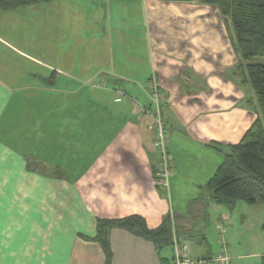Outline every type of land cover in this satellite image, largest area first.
Here are the masks:
<instances>
[{
	"label": "crops",
	"instance_id": "obj_1",
	"mask_svg": "<svg viewBox=\"0 0 264 264\" xmlns=\"http://www.w3.org/2000/svg\"><path fill=\"white\" fill-rule=\"evenodd\" d=\"M100 3L109 8L108 17L100 20H109L110 32L97 28L96 15L77 27V31L84 29L83 39L93 47L80 40L79 46L88 54L83 63L74 65L78 75L58 68L62 87L70 94L56 99L55 117L49 112L41 116L42 124L55 119L51 125L57 129H42L36 144H31V131L23 134L24 143L16 138L8 145L0 143V264H105L103 249L95 240L98 220L132 215L142 216L150 229H158L169 218L172 244L158 248L114 227L109 231L110 264H174L175 237L191 241L196 258L225 252L231 264H264V201H239L229 209L212 200L207 189L224 151L239 143L261 115L253 104L255 91L252 88V102L235 77V67L230 61L220 62L221 53L228 55L230 46L223 36L216 34L220 48L211 54L220 55L214 60L202 42L188 41L180 48L169 34L174 20L198 23L212 14L226 24L221 11L204 0ZM138 4L140 14L149 25L152 17L153 24L145 70L140 58L130 59L128 51L115 64L109 49L114 39L111 29L130 25L123 22L126 8ZM72 19L57 16L50 23H60L61 30ZM153 80L165 93L161 110L174 166L167 195L155 183L160 161L153 143V120L139 114L135 103L151 101ZM88 82L96 87L92 94H75V86ZM14 85L25 88L32 83ZM2 134L6 129H0ZM50 134L52 142L45 139ZM47 144L51 146L42 150ZM47 151L55 153L53 159ZM218 223L227 231L225 246Z\"/></svg>",
	"mask_w": 264,
	"mask_h": 264
},
{
	"label": "rangeland",
	"instance_id": "obj_2",
	"mask_svg": "<svg viewBox=\"0 0 264 264\" xmlns=\"http://www.w3.org/2000/svg\"><path fill=\"white\" fill-rule=\"evenodd\" d=\"M53 1L51 3L42 2L18 7L12 10L0 8V129L3 131L6 129V134L0 136L1 144L6 145L14 138L24 143L26 138L23 134L29 131L32 132L33 140L31 144H36V142L41 141L42 129L44 131L49 129L52 132L57 129L56 126L51 125V122H55V119L48 120V125L46 121L42 124L44 119L41 116L43 112H49L55 117L54 114L58 112L56 99L61 95L68 96L70 94L62 87L58 68L67 69L68 72L78 75L79 73L76 72L74 65L78 66V63H83L88 54L84 53L85 48L79 46L80 40L85 42L84 46H87V48L93 47L90 40L83 39L84 29L81 28V31H77V27L82 26V21L86 17L96 15L98 16L97 28H106L107 32H110L108 31L109 20L107 18L102 22L100 20L101 16L108 17L109 14V8L105 9V5L102 8L101 0ZM139 5L126 8L125 18L127 21L123 20V22L130 25L127 27L122 26L123 30L120 29L119 31L115 28L111 29L114 39L109 49L113 51L115 64L120 62L119 59L123 52L128 51L132 55L130 59L133 57L140 58L141 68L143 67L142 69L145 70L146 65L148 66L146 53L148 51L150 53V49H152L151 38L153 39V37L150 35V29L152 31L153 24H151L152 17L149 25L146 20L148 18L146 16L144 18L143 14H140ZM112 15L113 17L117 15L113 9ZM211 15L209 20H202L198 23H188L181 19L174 20L169 29V34L175 40L176 45L180 44V48L187 46L188 41L199 42V45L202 42L203 47L206 46L208 50L211 49L208 51V55L210 59L214 60L220 55L217 52L211 54L212 49L217 50L220 48L218 47L219 38L216 37V34L220 37L223 36L230 46H228V55L224 56V53H221L220 62L221 60L225 63L231 62L235 67V77L238 82H241V89L248 96H251L250 101L253 102L252 87L245 82L246 67L248 63L264 64V57H256L249 62L243 60L237 49L232 29L228 28L227 24L223 23L219 17H212ZM57 16H70L73 19L65 23L67 28L59 30L60 23H56V25L50 23V18ZM94 23L93 21L91 25H94ZM119 32L121 33L120 36L118 35ZM205 33L209 39L205 38ZM89 35L87 32L88 37ZM153 44L156 47L155 43ZM136 50L138 55H135ZM42 64L49 65L52 70H47ZM36 81L38 84L34 83ZM24 82H27V85L32 83V86L25 88L24 86H11V83L23 84ZM94 88L96 87L91 82L86 85L75 86V94H92ZM149 90L151 92L150 87ZM254 103L257 106L256 101ZM12 129L15 131L13 135ZM51 137L50 134L45 139H50L49 142H52ZM27 141L29 143V140ZM49 146L51 144L43 145L42 150L48 149ZM155 150L157 151V149ZM44 153H47L46 155L50 159H53L52 155H55L50 151ZM172 165L173 162L170 161V168L174 172V166ZM161 191L162 194L167 195L168 191L162 189Z\"/></svg>",
	"mask_w": 264,
	"mask_h": 264
},
{
	"label": "trees",
	"instance_id": "obj_3",
	"mask_svg": "<svg viewBox=\"0 0 264 264\" xmlns=\"http://www.w3.org/2000/svg\"><path fill=\"white\" fill-rule=\"evenodd\" d=\"M53 0H0V8L48 3ZM187 1L195 0H164ZM217 7L232 29L237 49L245 61L264 57V0H204ZM255 91L260 117L247 130L243 139L224 151V159L207 184L212 200L233 209L237 202L254 204L264 201V64L248 63L246 80ZM152 100V99H151ZM114 227L128 230L158 248L172 244V221L166 219L158 229H150L140 215L121 219H99L95 240L101 245L106 263L112 260L109 231Z\"/></svg>",
	"mask_w": 264,
	"mask_h": 264
},
{
	"label": "built area",
	"instance_id": "obj_4",
	"mask_svg": "<svg viewBox=\"0 0 264 264\" xmlns=\"http://www.w3.org/2000/svg\"><path fill=\"white\" fill-rule=\"evenodd\" d=\"M152 100L147 103H140L135 101L139 114H148L153 120L154 129V147L159 153V172L157 173L156 185L162 189L167 190L170 187V180L173 172L170 168V154L168 149V139L166 136V127L162 116L161 105L165 100V93L162 91L158 83L153 80L150 84ZM218 231L221 233L220 241L223 246L226 245L227 231L223 223L217 224ZM174 264H231V257L227 253H217L210 258H196L193 255V245L191 241L174 238Z\"/></svg>",
	"mask_w": 264,
	"mask_h": 264
}]
</instances>
